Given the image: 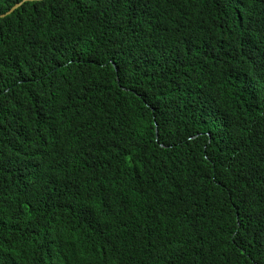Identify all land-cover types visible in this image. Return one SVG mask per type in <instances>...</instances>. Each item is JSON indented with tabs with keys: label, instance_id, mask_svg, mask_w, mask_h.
I'll return each instance as SVG.
<instances>
[{
	"label": "trees",
	"instance_id": "1",
	"mask_svg": "<svg viewBox=\"0 0 264 264\" xmlns=\"http://www.w3.org/2000/svg\"><path fill=\"white\" fill-rule=\"evenodd\" d=\"M0 264H264V0L0 18Z\"/></svg>",
	"mask_w": 264,
	"mask_h": 264
},
{
	"label": "water",
	"instance_id": "2",
	"mask_svg": "<svg viewBox=\"0 0 264 264\" xmlns=\"http://www.w3.org/2000/svg\"><path fill=\"white\" fill-rule=\"evenodd\" d=\"M33 1H40V0H22V2L16 4L10 11H8L7 13H5L4 15H0V18H4V17L10 15L16 9L20 8L23 3H25V2H33Z\"/></svg>",
	"mask_w": 264,
	"mask_h": 264
},
{
	"label": "clouds",
	"instance_id": "3",
	"mask_svg": "<svg viewBox=\"0 0 264 264\" xmlns=\"http://www.w3.org/2000/svg\"><path fill=\"white\" fill-rule=\"evenodd\" d=\"M40 1H42V0H40ZM34 2V1H33ZM4 15V14H3Z\"/></svg>",
	"mask_w": 264,
	"mask_h": 264
},
{
	"label": "bare ground",
	"instance_id": "4",
	"mask_svg": "<svg viewBox=\"0 0 264 264\" xmlns=\"http://www.w3.org/2000/svg\"><path fill=\"white\" fill-rule=\"evenodd\" d=\"M49 253V252H48Z\"/></svg>",
	"mask_w": 264,
	"mask_h": 264
}]
</instances>
